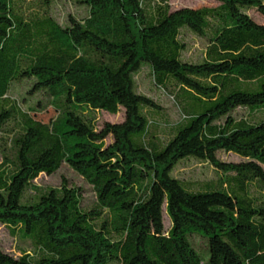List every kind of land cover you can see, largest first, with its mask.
<instances>
[{
    "label": "trees",
    "instance_id": "1",
    "mask_svg": "<svg viewBox=\"0 0 264 264\" xmlns=\"http://www.w3.org/2000/svg\"><path fill=\"white\" fill-rule=\"evenodd\" d=\"M71 1L87 15L61 23L57 0H0V222L26 243H0V264H264V24L249 13L264 0ZM145 67L180 121L139 90ZM191 159L220 175L177 177ZM65 163L92 203L67 178L36 184Z\"/></svg>",
    "mask_w": 264,
    "mask_h": 264
},
{
    "label": "rangeland",
    "instance_id": "2",
    "mask_svg": "<svg viewBox=\"0 0 264 264\" xmlns=\"http://www.w3.org/2000/svg\"><path fill=\"white\" fill-rule=\"evenodd\" d=\"M218 2L216 0H171V5L174 9L181 7L201 8L204 6H216ZM55 15L61 23H65L69 14H73L80 18L87 15V8L74 4L71 0H57L55 9ZM250 15L255 18L258 22L264 24V16L259 13L256 9L249 11ZM199 49L202 48V42L195 39L194 43ZM139 90L145 94H148L157 100H159L169 115V121L174 124L182 118V113L179 106L176 104L173 97L166 94L165 92L156 88L152 82L150 69L145 67L137 77ZM24 90L20 86H15L11 90V95L14 98L21 99ZM26 108L27 105L25 104ZM98 122L103 125L105 122H120L125 119V109L121 107L119 113L113 114L107 111H98ZM56 112L49 108L37 115V118L49 122L51 119L56 117ZM166 130V127L163 124ZM107 144L113 142V137L109 136L106 140ZM218 156L223 161H241L243 158L240 156L226 151H220ZM2 162V156L0 155V163ZM175 175L188 182H203L207 180L217 179L220 172L215 166L208 162H201L195 159L187 160L177 168ZM64 178L71 181L73 186H80L84 189V200L85 202H93L95 200V192L93 191L92 185H90L78 172L71 168L68 164H63L61 169L54 174L42 173L36 180V184L42 188L49 186L59 187ZM165 228L168 230L171 226V220L169 215L164 213ZM0 243L5 251L14 254L15 256L21 255V249L26 247V243L20 238L19 235H15L11 232V229L0 222Z\"/></svg>",
    "mask_w": 264,
    "mask_h": 264
}]
</instances>
